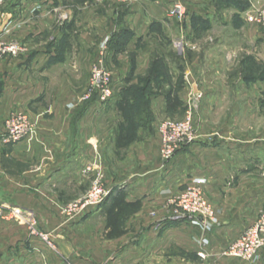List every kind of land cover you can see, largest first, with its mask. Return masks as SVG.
Listing matches in <instances>:
<instances>
[{"label": "crops", "instance_id": "0c3cea01", "mask_svg": "<svg viewBox=\"0 0 264 264\" xmlns=\"http://www.w3.org/2000/svg\"><path fill=\"white\" fill-rule=\"evenodd\" d=\"M175 1L186 11L182 23L169 15ZM236 1L243 9L224 0H104L91 6L88 0H8L0 6V43L23 48L18 57L0 59V133L13 112L32 124L24 141L0 144V160L25 166L11 173L0 162V264H264V250L251 263L221 255L264 212V98L254 100L253 115H241V101H231L232 109L219 116L217 108L229 103L226 86L206 85L203 100L196 101L204 108L196 139L167 164L159 159L158 136L116 147L117 120L103 124L115 95L105 103L96 99L87 112L70 98L86 51L101 50L97 43L129 48L158 35L174 40L186 34L192 48L201 29L231 28L259 47L254 56L262 63L264 31L246 17L264 8V0ZM107 52L106 61H114V51ZM194 71L206 83L208 75ZM55 75L61 78L54 86ZM113 81L119 91L123 82ZM198 86L181 99L195 100ZM48 89L57 99L42 100ZM255 89L264 96V83ZM151 101L165 105L159 96ZM243 119L254 129L241 130ZM103 154L112 157L107 161ZM124 154L126 162L119 161ZM107 169L113 172L110 197L98 208L67 215L65 204L82 197L92 177ZM189 187L204 192L213 220L174 216L169 201ZM116 197L133 207L121 217L124 235L106 239L104 210ZM12 209L20 211L18 219L8 215ZM31 220L55 249L29 235Z\"/></svg>", "mask_w": 264, "mask_h": 264}, {"label": "rangeland", "instance_id": "374dc122", "mask_svg": "<svg viewBox=\"0 0 264 264\" xmlns=\"http://www.w3.org/2000/svg\"><path fill=\"white\" fill-rule=\"evenodd\" d=\"M7 1L8 0L5 2ZM103 2L104 0L96 4L94 0H88L87 3L91 6L90 3L101 5ZM241 34L240 31L238 33L231 28L225 30L210 29L208 31L207 29H201L196 33V39L192 41L194 42V45L192 44L194 47L192 48L189 35L186 34H184L183 38L177 36L174 40L173 38L166 40L161 35H158L156 41H140L135 44L136 46L129 47L130 49L124 44H99L96 42L97 45L101 46V50L105 48V50H103L104 53H106L108 49L114 51V61L110 59V62L109 60L106 61V56L103 60V64L115 81L119 80L123 82L122 88L115 93L113 105L103 114V124L108 127L109 123L115 120H117L119 124L132 115L137 125L138 141H142V139L147 136H158L157 127L160 122L164 120L180 121L190 116L196 133V119L202 116L204 109L201 107L204 91L206 90V85L211 86L213 82L226 86V88H224L225 94L223 97L229 99L227 100L229 102L227 106L224 104V108L220 106L217 108V115L221 116L224 114L223 111L231 110V101H241V115H253L255 111V107L252 106L254 100L264 98V96H260L255 89V86L264 83V60L262 63L255 61L254 55L257 51L259 52V47H255L243 41ZM101 50L96 49V51H94V49H91L86 51L85 59L80 64V70H83V72L76 79V84L70 92V98H76L77 103L83 102L82 105H84L86 112L88 105L97 99V95L90 87V72L91 67L99 59ZM121 61H125L126 66H121ZM194 70L201 71H199V76L201 74L208 75L207 80H205L206 83H203L201 77H198L199 80H197L196 75H194ZM213 71L216 72L213 73ZM151 72L155 73L157 77L155 81H151L152 84H150V86L148 85V88L151 87L152 92L141 95V89L144 87V83ZM217 72L219 73L217 74ZM55 76L54 80L51 81L54 83V86L61 78L58 75ZM182 76L183 83L180 82ZM195 83L199 85L198 93L201 94V98L187 100L183 97L181 99L180 94H188V89ZM170 91L176 93L182 103V106L178 109H167L166 101L165 105H159L155 102L154 104L152 103L151 99L153 97L159 96L165 99V93ZM59 93L60 92H58V94ZM56 94L57 92L55 89H48L44 92V98L42 100L45 101L52 96V98L57 99ZM84 96H87L88 99L85 100ZM198 100H201L200 103H196ZM245 102L251 106L246 105L244 107ZM259 125L260 124L257 123L256 126ZM244 129L253 130L254 122L249 119H243L241 121V130ZM103 155V159L107 161L112 157L106 154ZM119 157V161L126 162V154ZM0 162L5 168L9 169L11 173H13L16 168L23 169L25 167L23 164L14 162L10 158H2ZM95 175L92 177L89 188L86 190L85 194L76 201L86 198L90 188L97 179H101L105 188L111 184L113 179V172L110 171V169H107L105 173L102 171L100 175ZM69 203L65 204V208L72 204ZM124 224L125 218L122 222L123 226ZM127 237H129V235L125 236L126 239ZM125 238L124 240H126Z\"/></svg>", "mask_w": 264, "mask_h": 264}, {"label": "built area", "instance_id": "2783aa9c", "mask_svg": "<svg viewBox=\"0 0 264 264\" xmlns=\"http://www.w3.org/2000/svg\"><path fill=\"white\" fill-rule=\"evenodd\" d=\"M6 0H0L2 5ZM96 4L102 0H94ZM149 1V0H136ZM169 15L183 22L186 18V11L182 3L175 1L171 4ZM248 24L264 31V8L255 10L246 17ZM105 50V48H103ZM99 53V59L91 67V90L97 95L100 103H105L115 95L114 81L111 73L106 70L103 60L106 53ZM107 51V50H106ZM23 52V48L18 44L4 45L0 43V59L5 56L18 57ZM200 99L201 94L194 96ZM84 99H88L84 96ZM194 125L190 116L180 121L164 120L158 124L157 131L159 137V159L161 162L169 163L176 154L183 148L192 144L196 139ZM32 132V124L24 113L13 112L3 121V131L0 133V144L15 145L27 139ZM89 168L87 169V171ZM110 191L104 187L101 179H97L86 198L79 200L65 208L67 215L77 211H84L90 208L100 207L109 196ZM170 210L176 217H194L202 222L211 221L214 218V209L206 199L203 191L199 187H189L179 195L169 201ZM2 210L0 208V214ZM12 219L20 217V211L12 209L8 214ZM29 235L42 241L51 249L55 245L50 239V235L39 230L35 221L28 223ZM264 250V212L261 213L254 223L244 229L241 234L221 252L225 258L236 259L240 262L249 263L255 260ZM199 257L204 258L199 254Z\"/></svg>", "mask_w": 264, "mask_h": 264}, {"label": "trees", "instance_id": "16d2710c", "mask_svg": "<svg viewBox=\"0 0 264 264\" xmlns=\"http://www.w3.org/2000/svg\"><path fill=\"white\" fill-rule=\"evenodd\" d=\"M224 2L232 4L234 3L237 7L243 9L242 7H240V3H238L236 0H224ZM156 79L157 77L155 73L151 72L148 76V79L144 83V87L141 89V95L152 92L151 87L148 88V85L150 86V84H152L151 81H155ZM180 82L183 83V76L180 78ZM164 98L166 101V107L169 110H175L182 106V103L177 94L173 93L172 91L168 93L166 92ZM137 140V125L135 124L134 118L131 115L130 117L126 118L124 122L118 124L115 144L116 147H127ZM129 207L133 206L125 203L122 197H116L112 204L104 210L107 231L105 233L106 239H115L124 235V231L120 229V221L122 215Z\"/></svg>", "mask_w": 264, "mask_h": 264}]
</instances>
